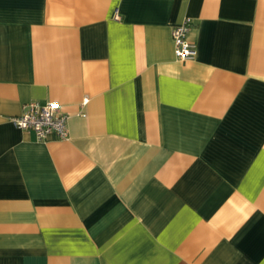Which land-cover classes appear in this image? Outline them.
Returning <instances> with one entry per match:
<instances>
[{
	"label": "crops",
	"instance_id": "1",
	"mask_svg": "<svg viewBox=\"0 0 264 264\" xmlns=\"http://www.w3.org/2000/svg\"><path fill=\"white\" fill-rule=\"evenodd\" d=\"M0 264H264V0H0Z\"/></svg>",
	"mask_w": 264,
	"mask_h": 264
},
{
	"label": "built area",
	"instance_id": "2",
	"mask_svg": "<svg viewBox=\"0 0 264 264\" xmlns=\"http://www.w3.org/2000/svg\"><path fill=\"white\" fill-rule=\"evenodd\" d=\"M114 17L118 19L117 14ZM191 27L192 21L187 17L171 30L174 55L179 61H187L195 57V46L188 39ZM67 118V114L56 102L45 104L30 102L23 106L20 114L12 116L10 121L18 129L33 132L37 140H43L52 133L60 139H66L68 137Z\"/></svg>",
	"mask_w": 264,
	"mask_h": 264
}]
</instances>
